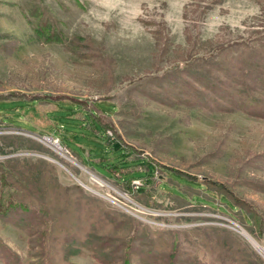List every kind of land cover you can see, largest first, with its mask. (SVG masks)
Wrapping results in <instances>:
<instances>
[{
  "label": "rangeland",
  "instance_id": "rangeland-1",
  "mask_svg": "<svg viewBox=\"0 0 264 264\" xmlns=\"http://www.w3.org/2000/svg\"><path fill=\"white\" fill-rule=\"evenodd\" d=\"M252 47L264 50V0H0V98L61 97L32 106L0 103V161L16 157L40 165L47 222H40L38 201L25 188L12 182L13 193L34 214L32 234L44 226L49 233L36 242L23 227L0 221V243L10 252L0 251V264H33L41 256L42 264H122L118 254L99 259L87 242L90 236L128 239L130 216L146 230L139 229L131 264H168L142 250L165 255L173 232L179 241L174 264H219L201 226L228 229L235 248L241 252L246 245L264 264V255L236 227L264 246V117L227 109L231 103L218 108L213 100L222 99L214 91L204 97L206 107L193 103L198 83L176 89L175 99L173 87L165 90L154 78L178 66L190 79L209 67H202L201 56L230 64ZM72 99L103 103L112 148L79 127L76 112L65 109ZM121 144L134 157L221 184L261 221L247 225L240 213H222L216 193H201L180 174L169 179V170L155 172L149 183L138 166L140 184L131 182L125 191L98 162L131 159L119 155ZM89 149L94 170L82 162ZM240 252L234 253L237 264H247Z\"/></svg>",
  "mask_w": 264,
  "mask_h": 264
},
{
  "label": "trees",
  "instance_id": "trees-1",
  "mask_svg": "<svg viewBox=\"0 0 264 264\" xmlns=\"http://www.w3.org/2000/svg\"><path fill=\"white\" fill-rule=\"evenodd\" d=\"M51 37L52 36L49 38ZM53 39L58 41L60 40L56 36H54ZM201 57L203 58L202 61L204 64L202 67L205 65H209V67L199 68L200 71L195 70L193 75L190 76V79L185 78V68L178 66L174 67L172 71L165 70L160 74H155L156 76H154V78L161 80V82L163 81V83L168 86L165 87V90H167L169 85H171L170 87H173L174 89L172 91H174L173 97L175 99L180 96L178 90L176 91V89H179L181 86L187 87L188 85L192 88L198 83L201 84V88L197 93H195L197 99L194 100L193 103H199L201 106L206 105V100H208V98L204 97L207 93H209V91H214L216 100L217 98L222 99L221 101L213 100L214 104H217L216 106L218 108L227 107V103H231V106L227 109H242L253 115L255 114L264 117V50H258L257 47L249 48L248 52L244 56H240V58L236 59V62H231L230 64L222 62L217 63L213 61V56H211V54ZM198 67L199 66H195L194 68ZM201 69H204V71H201ZM217 71H220L218 74L219 77L216 75ZM171 75L174 76L172 77ZM159 87L163 88L162 85ZM167 94H170L169 90L167 91ZM7 97H9V94H2L0 103L7 104L10 101H15L16 104L21 107L23 104L32 106L38 100L51 101L55 103L61 101V97L48 94H39L36 96L29 95L23 97L22 99L15 98L5 102V98ZM198 99H201L202 102H199ZM102 104L103 103L98 100L92 101L90 104H86L81 100L72 99L65 103V109L69 112H76L80 128L90 131L95 136L100 138L102 141L101 145L103 147L112 148L114 145V142L111 141L113 136L111 129L112 125L107 119V116H105L106 112ZM111 132L112 136L110 135ZM63 142L66 144V141L63 140ZM116 149L120 156H123L124 154H131L132 158L129 160L125 159L123 163H117L102 157L98 160V162L107 172H109L111 176L114 177V182L125 191L131 188V182L133 179L140 177L138 174V166L144 167V178L147 179L149 183L155 179V172H165L169 170V179L171 175L180 174L197 183L200 186V189L196 190L201 191V193L208 195H211V192L216 193L217 198L221 202L220 205H217L218 209L222 206L225 210L223 212L219 210L222 213L232 218H235L234 215L236 213H240L243 222L247 225L252 224L254 220L259 223L262 219V217L256 212H250L252 208L247 202H242L240 199L236 198L233 194H231V192L225 190L219 183L216 185V183H211L206 180L197 181L194 178H191L190 176L172 168L155 165V163L148 158L145 160L144 158L134 157L135 153L130 148L122 144L118 145ZM78 155L80 157V154ZM92 160H94V158H92L91 149H89L88 157L86 160H82V162L94 170ZM12 182L19 184V187L21 188H25L29 194L37 199L39 205L38 213H40L41 219L40 222L44 221L46 223L47 217L44 208L46 188L43 180L42 168L40 165L37 166L24 160L20 161L16 157H9L0 161V221L16 224L32 234L30 227L34 224V214L30 215L29 205L27 203L18 200L15 197L13 193V188L15 186ZM189 195H191V193H189ZM249 213H252V215H249ZM130 218L132 220H130L132 222V230L128 234V239L100 238L99 236L97 238L90 236V239L87 242V247L91 249L93 254L99 259L109 261L111 257L118 254V257L122 260V264H131L129 255L132 251L134 252L133 244L135 243V240L141 239L140 236H138L139 229L142 228L141 230L144 232H146V230L144 227H141L142 224L139 221L131 216ZM200 228L203 229L214 251L217 252L220 260L219 264H237V258L234 253L240 252V250L239 248L234 247V238L228 229L214 226H201ZM173 236L172 245L165 255L158 254L157 256L150 249L146 251L142 250V253L145 252V255L154 259L156 257L160 260L166 258L168 264H174L178 257L179 241L176 237V232H173ZM48 237L49 233L46 226H44L38 234L30 235V240L33 239L36 242H43V240ZM149 245L150 242L147 246ZM245 246L240 248L243 249V251L240 252L243 257L242 259H244L247 264H260L254 253L248 252ZM0 248L1 253H5L6 255L10 253L5 246L1 245V243ZM137 252L138 254L141 253L140 250ZM11 255L13 254L11 253ZM9 259L10 258L7 260ZM42 260L43 257L41 256L40 262ZM40 262L37 261L33 264H42ZM185 264H198V262L191 260Z\"/></svg>",
  "mask_w": 264,
  "mask_h": 264
},
{
  "label": "bare ground",
  "instance_id": "bare-ground-1",
  "mask_svg": "<svg viewBox=\"0 0 264 264\" xmlns=\"http://www.w3.org/2000/svg\"><path fill=\"white\" fill-rule=\"evenodd\" d=\"M55 143H51V144L54 146L55 149H60L59 147L60 145L58 146V143L57 142ZM236 227H237V230L256 248V250L264 255V246L261 243H259L253 236H251L245 229L238 227V226Z\"/></svg>",
  "mask_w": 264,
  "mask_h": 264
},
{
  "label": "built area",
  "instance_id": "built-area-1",
  "mask_svg": "<svg viewBox=\"0 0 264 264\" xmlns=\"http://www.w3.org/2000/svg\"><path fill=\"white\" fill-rule=\"evenodd\" d=\"M132 184H133L135 187H137V186L140 184L139 179H133V180H132Z\"/></svg>",
  "mask_w": 264,
  "mask_h": 264
},
{
  "label": "water",
  "instance_id": "water-1",
  "mask_svg": "<svg viewBox=\"0 0 264 264\" xmlns=\"http://www.w3.org/2000/svg\"><path fill=\"white\" fill-rule=\"evenodd\" d=\"M47 138H48L49 140L51 139V137H50V136H48ZM80 184H82V183L80 182Z\"/></svg>",
  "mask_w": 264,
  "mask_h": 264
}]
</instances>
